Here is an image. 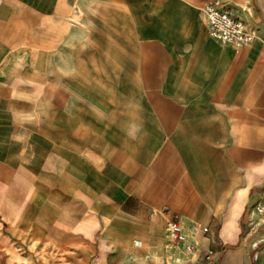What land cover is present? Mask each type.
<instances>
[{
  "label": "crops",
  "instance_id": "crops-1",
  "mask_svg": "<svg viewBox=\"0 0 264 264\" xmlns=\"http://www.w3.org/2000/svg\"><path fill=\"white\" fill-rule=\"evenodd\" d=\"M211 2L250 46L210 36ZM3 194L10 236L27 202L81 264H264V0H0Z\"/></svg>",
  "mask_w": 264,
  "mask_h": 264
},
{
  "label": "rangeland",
  "instance_id": "rangeland-1",
  "mask_svg": "<svg viewBox=\"0 0 264 264\" xmlns=\"http://www.w3.org/2000/svg\"><path fill=\"white\" fill-rule=\"evenodd\" d=\"M205 17V14H204ZM21 187L25 190L31 188V185H18L19 195L21 194ZM23 192V193H24ZM4 203L5 195H0ZM21 204L27 202H20ZM24 204V205H25ZM18 207L17 209L7 208L10 213L15 211L17 218H20L21 231L16 234V237L9 235L6 230V216L0 213V264H81L78 258L69 256L70 251L67 248L51 247L46 241L47 236L51 238L49 231H44L42 239H37L29 230L30 215L26 206ZM257 216V215H256ZM259 218L264 217V213H259ZM45 209H41L38 213V219L43 223V227H47L46 222L49 220ZM187 245L181 246L178 249H173L175 260L179 264H183L187 257ZM77 249H75L76 252ZM125 249H118V252H123ZM124 253V252H123ZM96 258V257H95ZM93 258V260H95ZM126 256L118 254L116 260L106 261L107 264H125ZM96 262V261H95ZM100 263V261H97Z\"/></svg>",
  "mask_w": 264,
  "mask_h": 264
},
{
  "label": "built area",
  "instance_id": "built-area-1",
  "mask_svg": "<svg viewBox=\"0 0 264 264\" xmlns=\"http://www.w3.org/2000/svg\"><path fill=\"white\" fill-rule=\"evenodd\" d=\"M204 14L210 36L222 44L248 47L257 37L255 29L225 7L211 2L204 7ZM166 228L171 242L186 243V234L178 221L167 222ZM206 230L205 228L204 231Z\"/></svg>",
  "mask_w": 264,
  "mask_h": 264
}]
</instances>
